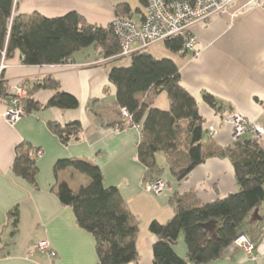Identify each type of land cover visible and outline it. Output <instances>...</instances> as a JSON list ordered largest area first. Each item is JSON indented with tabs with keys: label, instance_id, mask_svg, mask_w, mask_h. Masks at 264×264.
Returning a JSON list of instances; mask_svg holds the SVG:
<instances>
[{
	"label": "crops",
	"instance_id": "1",
	"mask_svg": "<svg viewBox=\"0 0 264 264\" xmlns=\"http://www.w3.org/2000/svg\"><path fill=\"white\" fill-rule=\"evenodd\" d=\"M244 2L241 0L234 10ZM124 4L130 6L134 19L145 12L140 0H15L14 8L16 15L27 17L40 14L55 18L74 11L90 24L107 26L115 20L116 7ZM193 34L198 54H178L179 59H172L180 67L182 86L196 99L205 120V159L181 183L173 176L175 184L167 180L169 191L162 195L147 193L143 188L146 168L137 157L141 128L115 132L117 123L108 127L119 121L113 112L117 90L109 80L117 60L105 62L93 48L76 53L65 65L26 66L19 51L3 57V80L9 83L10 93L14 94L22 84L52 77L61 83L63 91L78 99L80 106L74 110L42 109L9 124L4 118L7 106L0 103V264H100L94 237L78 225L72 208L62 205L52 191L53 167L59 159L88 160L102 169L107 187L120 188L139 228V264H154L157 237L151 233L150 224H166L174 217V194L195 193L202 202L209 203L238 191L231 160L211 155L213 150L234 143L231 127L221 122V114L204 96H213L225 108L256 121L264 129V10L250 7L237 17L214 16L196 24ZM52 95L50 90H41L34 97L46 105ZM160 96L161 93L154 106L168 110V97L160 100ZM72 121L81 122L82 133L79 140L64 145L50 130L49 123L64 125ZM24 141L41 150L42 156L37 160L39 189H33L12 171L16 147ZM259 142L264 148V135ZM156 160L163 169L161 175L165 168L170 171L165 153H158ZM61 177L74 189L89 183L87 177L70 170ZM15 208L19 214L17 227L11 214ZM42 241L51 244L56 257L34 251V246ZM175 251L187 258L184 238H179ZM211 264H264V229L254 259H247L242 249L232 246L222 259Z\"/></svg>",
	"mask_w": 264,
	"mask_h": 264
},
{
	"label": "trees",
	"instance_id": "2",
	"mask_svg": "<svg viewBox=\"0 0 264 264\" xmlns=\"http://www.w3.org/2000/svg\"><path fill=\"white\" fill-rule=\"evenodd\" d=\"M140 2L144 7L147 4V0ZM14 6L15 0H0V66L4 56L9 58L16 51L21 53L26 66L65 65L76 53L88 48H93L103 59L116 57L122 51L113 22L107 26L93 25L74 11L55 18L40 14L27 17L16 15ZM131 18L130 6L116 7L115 20ZM164 44L169 51L179 54L184 42L183 39H173ZM129 58V65L115 66L109 73V80L117 90L113 112L119 121L108 124V127L117 123L116 127L121 131L134 126L141 128L137 157L146 168L144 181L161 177L163 169L158 165L156 155L163 152L172 176L181 183L205 159L207 132L198 103L182 86L180 67L174 59H158L147 50ZM3 75L0 71V103L8 107L16 96L10 93V85L3 80ZM21 86L26 91L20 98L25 115L46 108L74 110L80 106L78 99L63 91L55 78L47 77ZM41 90L53 92L46 105L34 97ZM162 92L169 99L168 110L154 106L155 99ZM204 99L220 114L229 110L209 94H205ZM122 109L129 112V120H122ZM49 128L64 145L79 140L82 133L80 121L64 125L50 122ZM15 152L13 173L33 189H39L37 160L41 150L24 141ZM211 155L231 160L238 191L209 203L202 202L195 193L174 194L171 199L175 206L174 217L166 224L157 221L150 224L151 233L157 237L153 246L154 264H211L222 259L240 235H245L256 249L261 242L264 229V148L254 136L246 134L227 148L213 150ZM68 170L84 175L89 183L74 189L61 177ZM53 173L55 184L52 191L62 205L72 208L78 225L94 237L99 263L139 264V228L127 209L120 188L107 187L102 169L85 159H59ZM11 214L13 225L17 227L18 209ZM181 234L188 249L187 258L180 257L175 251Z\"/></svg>",
	"mask_w": 264,
	"mask_h": 264
},
{
	"label": "built area",
	"instance_id": "3",
	"mask_svg": "<svg viewBox=\"0 0 264 264\" xmlns=\"http://www.w3.org/2000/svg\"><path fill=\"white\" fill-rule=\"evenodd\" d=\"M241 0H147L145 12L139 15L138 19H116L113 21L114 31L120 40L122 51L113 58L104 59L105 62L117 60L122 57L148 50L158 44H164L173 39H183V48L179 54H198L197 38L193 34L196 24L207 22L214 16L231 15L237 17L248 8H260L264 10V0H245L244 4L234 10ZM1 64L0 71L5 69ZM15 96L6 108L4 118L9 124H15L25 116L24 109L20 106V98L25 96L26 91L18 87ZM123 121L130 119L126 109H122ZM221 122L230 126L233 141L239 140L246 134H252L257 140L264 135V129L256 121L246 119L241 114L225 110L221 114ZM139 127V126H138ZM115 132H120L117 126ZM210 136L213 128L208 130ZM42 156L41 152L38 157ZM145 192L162 195L169 191V184L163 179L145 180L143 183ZM234 246L243 250L247 259H254L255 245L245 236L240 235L234 242ZM34 251L40 254H49L56 257L48 241H42L34 246Z\"/></svg>",
	"mask_w": 264,
	"mask_h": 264
},
{
	"label": "rangeland",
	"instance_id": "4",
	"mask_svg": "<svg viewBox=\"0 0 264 264\" xmlns=\"http://www.w3.org/2000/svg\"><path fill=\"white\" fill-rule=\"evenodd\" d=\"M149 53H151L154 57L158 58V59H162V58H174V59H179L178 54H174L171 51L168 50V48L165 46V44H158L154 47H151L147 50ZM117 66H127L130 63V58L129 57H122L120 59H118L116 61ZM161 99L163 98L167 100V95L166 93H161ZM163 153V152H160ZM164 181L169 180L172 184H175V181L169 171V169L165 168V173L163 175H161V177ZM180 237L184 238V235L181 234ZM185 242V240H184Z\"/></svg>",
	"mask_w": 264,
	"mask_h": 264
}]
</instances>
